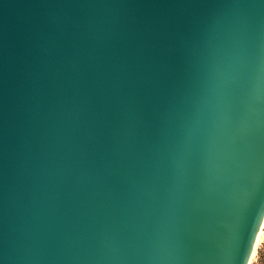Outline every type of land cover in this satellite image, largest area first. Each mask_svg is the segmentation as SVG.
<instances>
[{
	"label": "water",
	"instance_id": "obj_1",
	"mask_svg": "<svg viewBox=\"0 0 264 264\" xmlns=\"http://www.w3.org/2000/svg\"><path fill=\"white\" fill-rule=\"evenodd\" d=\"M264 222V0H0V264H249Z\"/></svg>",
	"mask_w": 264,
	"mask_h": 264
},
{
	"label": "rangeland",
	"instance_id": "obj_2",
	"mask_svg": "<svg viewBox=\"0 0 264 264\" xmlns=\"http://www.w3.org/2000/svg\"><path fill=\"white\" fill-rule=\"evenodd\" d=\"M250 264H264V228L262 232V237L258 242L255 252L250 260Z\"/></svg>",
	"mask_w": 264,
	"mask_h": 264
},
{
	"label": "bare ground",
	"instance_id": "obj_3",
	"mask_svg": "<svg viewBox=\"0 0 264 264\" xmlns=\"http://www.w3.org/2000/svg\"><path fill=\"white\" fill-rule=\"evenodd\" d=\"M263 228H264V222H263V224H262V227H261V229H260L259 235H258V237H257L256 244H255V247H254V250H253V252H252V255H251L250 260L252 259V256H253V254H254V252H255V248H256L258 242L260 241V238L262 237ZM249 264H250V261H249Z\"/></svg>",
	"mask_w": 264,
	"mask_h": 264
}]
</instances>
